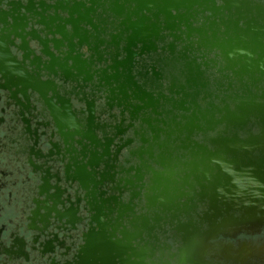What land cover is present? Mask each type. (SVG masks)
<instances>
[{
  "label": "water",
  "instance_id": "obj_1",
  "mask_svg": "<svg viewBox=\"0 0 264 264\" xmlns=\"http://www.w3.org/2000/svg\"><path fill=\"white\" fill-rule=\"evenodd\" d=\"M246 1L249 5L253 0ZM205 3L198 0H0V144L3 146V139L11 132L10 122L21 116L20 132L27 134L34 146L41 143L38 151H42L43 155L38 157L32 152L36 158L49 157V149L45 151V147L51 146V138L56 136L65 147L69 161L72 159V164L60 163L54 176H48L45 170H39V173L31 171L33 180L22 182L21 222L16 223L9 211L0 216L3 218L0 264H146L147 250H138L132 245L142 238L145 226L132 223L133 232L124 234L119 230V220L124 219L128 208H119L116 196L103 197L106 193L104 187L113 182V169L109 145L102 136L104 128L93 121V106L96 108L97 100L90 107L87 98H81L75 92L70 97L67 92L61 94L57 86L71 88L73 84L83 85L96 92L98 88L105 92L115 86L114 92L110 90L116 101L115 107L126 112H129L130 101L140 103L141 109L159 105L161 99L165 100L167 96L155 98L148 90V74L135 73L136 57L156 51L154 46L164 39L165 31L181 24L188 26L189 18L200 10L211 11ZM240 6L236 5L240 15L236 23L247 18L244 13H252L257 7H245L248 12H244ZM263 12L264 9L258 10L257 16L247 19L248 32H245L244 43L240 34L239 40L228 34L230 39L219 47L227 63L225 68L239 77V81L248 76L251 83L264 82V76L256 77L253 75L256 72L252 71L256 69L264 73V30L257 31L251 26L264 21ZM252 30L261 51L259 63L258 59H254L257 48L248 43ZM104 56H109L113 62L106 68L101 67L109 60ZM182 69V74L187 72L192 77L196 73L189 65L183 64ZM192 80L191 77L186 80L183 90L193 86L198 88L199 85L195 82L193 85ZM204 87L206 85L201 88ZM183 95L192 98L197 114L194 119L179 126L180 135L187 131L189 136H193L195 128L207 134L208 130L223 123L226 124L225 133H233L237 137L246 130L251 134L256 119L264 115V104L257 107L254 102L248 105L236 103L235 110L225 109L226 114L218 109L219 118L216 119L215 112L211 113L200 105L199 101L207 98V95L202 96V89L193 93L183 92ZM32 99L36 110L47 112L54 120L52 131L48 130L50 126H42L38 128L36 137L30 136L24 120L29 115L27 107ZM99 99L106 103V97ZM51 101L60 107L59 111H63V123L56 118ZM73 109L81 115L80 120L75 117ZM7 111L12 121L6 118ZM208 125L210 127H206ZM176 147L186 149L185 146ZM228 147L225 146L227 150ZM220 149L223 152V145ZM21 152L27 153L26 150ZM221 152L204 157L198 154L200 164L196 163L195 168L203 173V177L211 173L213 176L216 170L220 180L224 181L226 175L232 184L228 194L232 199L255 206L257 211L260 207L259 210L264 212V154L254 153L249 145L243 153L230 151L232 160L228 162ZM124 154H130L128 146L118 149L115 159L120 160ZM170 168V174L179 173L178 177L185 173V169L177 164ZM16 171L17 176H23L26 163L18 166ZM192 173L193 169L186 173L185 181ZM61 181L66 183L67 191H81L83 197L79 199L75 195L73 201L68 195L70 197L65 206L60 201L63 193L58 189ZM34 190L43 196V202L29 199ZM81 203L88 216L76 220L78 211L74 206ZM27 214L29 216L25 217ZM28 221L35 227L32 228ZM51 223L70 225L74 231L85 227L80 234L83 243L70 255L61 243V231H50ZM70 236L73 238V235Z\"/></svg>",
  "mask_w": 264,
  "mask_h": 264
},
{
  "label": "flooded vegetation",
  "instance_id": "obj_2",
  "mask_svg": "<svg viewBox=\"0 0 264 264\" xmlns=\"http://www.w3.org/2000/svg\"><path fill=\"white\" fill-rule=\"evenodd\" d=\"M198 1H206L205 5H209L212 10H200L199 13L189 18L188 26L181 24L172 30L165 31L164 39L156 42L154 46L157 48L156 51L136 57L135 73L148 74V90L155 98L167 96L165 100L161 99L159 105L141 109L139 108L140 103L130 101L129 112L118 109L115 107L116 101L113 100L114 95L111 92H114L115 86L112 90L110 89L111 91L104 92L98 88L99 91L96 92L86 89L83 85L73 84L71 88H66L64 85L63 87L57 86L58 91L61 94L67 92L69 97L75 92L79 94V97L87 98L90 107L97 100L96 108L93 106V121L104 128L105 134L100 135L105 137L109 145L112 157L110 164L113 169L111 171L113 182L104 187L106 193L103 197L116 196L117 206L122 209L128 208L124 219L119 220L121 221L120 231L132 233V223L145 226L142 238H138L132 245L138 250H147L146 264L212 263L211 260H206L207 255L212 256L210 258L214 261L220 257L224 261H232L235 264H252L254 260L257 264H264V244L255 245V242L248 239L244 241L240 239L237 244L224 239L215 244L210 239V236L219 234L221 228H224L222 230L224 233L232 237H238L242 230L254 233L264 223L251 227L250 224L241 225L238 221L254 214L258 218L264 217V212L259 210L260 207L257 211L255 206L239 202L237 198L232 199L228 195L232 184L226 175L224 181L220 180L216 176L218 173L216 170L213 176L211 173L203 177V173L195 168L196 163L200 164L198 154L204 157L203 155L219 153L222 145L223 152L221 153L224 160L228 162L232 160L230 151L245 152L249 145L243 143L242 137L246 135L233 138V133H225V123L219 125L218 128L208 130L207 134L198 131L197 128L193 136H189L187 131L184 135H180L177 130L187 120L194 119L197 114L192 98H187L183 92L193 93L196 89H202V96L207 95L205 100L201 99L202 108L211 113L221 109L222 114H226L225 109L235 110L236 103L248 105L249 102H254L257 107L264 104V82L251 83L248 76H243L244 79L239 81V77H235L232 71L225 68L227 63L219 48L224 41L230 39L229 35L239 40L238 34H240V40L244 43L245 32H248L249 21L247 19L254 18L258 15V10L264 9V0H253L252 3L249 2V5L246 0ZM236 5H241L240 7L243 8L240 9L244 12H248L245 7H257L252 13H244L243 16L247 18L236 23L240 17ZM262 15L264 16V12ZM251 26L254 30L262 31L264 21H260L258 25L251 24ZM35 27L38 28V26ZM254 30L249 33L248 43L257 48L258 52L254 59H258L257 63H259L261 51L254 38ZM207 40H209L208 43ZM104 57L105 59L110 58L109 56ZM251 59L250 57L249 60ZM110 64H113L111 59L103 62L101 67L106 68ZM183 64L194 68L196 73L193 77L187 72L182 74ZM252 71L256 72L253 74L256 77L264 76V73L256 69ZM43 74L47 76L46 72ZM190 77L193 79V85L194 82L199 85L198 88L192 85L193 88L183 90L182 85H186V80ZM202 85L206 87L201 88ZM176 91L179 94L175 93ZM101 96L108 99L106 103L99 99ZM50 105L56 113V118L63 123V111H59L60 107L55 102L51 101ZM79 105L77 104V107H80ZM27 108L29 115L25 116L24 120L29 127L31 137H36L38 128L45 125L50 126L49 131L53 130V118L47 112L36 110L34 99ZM8 112L6 118L12 121L13 118L8 115ZM73 113L78 120L81 119L77 110L73 109ZM0 117H2L1 114ZM21 120V116H16L13 123L10 122L11 132L7 138L3 139V146L0 144V216L9 211L16 223H20L23 217L20 211L21 201L23 202L21 185L23 181L33 180L31 171L39 173V170H45L48 176H54L60 163L72 164V159L69 161L65 147L56 136L51 138L52 145L45 147V151L49 149V157L36 158L32 152L41 157L43 152L38 151L41 143L34 146L27 134L20 132ZM256 120L258 127L264 128V115ZM259 138L256 134L251 136V140L260 144L261 150L264 151V142H261ZM163 145L166 147L164 148ZM176 145L185 146L186 149L177 148ZM224 145L230 146L229 150ZM123 146H128L130 154H124L120 160L115 159L116 151ZM23 150L31 154H24L21 152ZM24 163H26L25 174L17 176V167ZM174 164L185 169V173H182L180 177H178L179 173L170 174L172 171L170 167ZM192 169L194 173L185 181L186 173H190ZM48 186H51L50 183ZM58 189L60 193H63L60 201L64 202L65 206H67V198L70 197L68 195H71L73 201L75 195L79 199L83 197L81 191L75 193L68 189V193L64 181L58 184ZM29 199L37 203L44 200L36 190L29 194ZM74 207L76 212L78 211L74 219L80 220L88 216L82 203ZM28 216L29 214L25 217ZM27 223L32 228L35 227L32 222ZM2 225L3 218H0V227ZM50 225L51 232L61 231L59 233V237H62L61 243L70 255L79 244L83 243L80 234L81 231H85V227L74 231L71 230L70 225L61 223ZM150 228L152 229L149 230ZM70 235H73V238H70ZM202 243L205 244V248H201ZM199 250L206 253L205 258L197 254Z\"/></svg>",
  "mask_w": 264,
  "mask_h": 264
},
{
  "label": "rangeland",
  "instance_id": "obj_3",
  "mask_svg": "<svg viewBox=\"0 0 264 264\" xmlns=\"http://www.w3.org/2000/svg\"><path fill=\"white\" fill-rule=\"evenodd\" d=\"M200 102V105L202 106V103H201V100L199 101ZM215 118L218 119L219 117V113L218 112H215ZM257 124V123H256ZM253 125V129H252V132L251 134H249L246 130L241 132L240 135H238L237 137H241L242 135H246L245 137H242V141L244 144H247V145H251V149L253 150L254 153L256 154H264V151L261 150V146L260 144L258 145L257 143H255V141L252 139L251 140V136L253 135H258L261 139H262V135L264 134L263 133V130L264 128L263 127H258L257 125ZM233 138H236V136L234 135ZM255 143V144H253ZM253 144V145H252ZM253 146V147H252ZM224 228H221L219 230V234L215 235V236H211L210 239L215 243H219L221 240H224V239H228L229 241L231 242H234L237 244V242L242 239L243 241L245 239H248V240H252L253 242H255V245L258 244V245H263L264 244V225L261 226L260 229L258 230H255L254 233L252 232H246V231H240L239 232V236L238 237H232L231 235H228L226 233H224L222 230ZM212 256L210 255H207V259L206 260H211L212 263H209V264H235L234 262L232 261H224L222 258L218 257L219 259L217 260H212L211 258ZM216 261H220V262H216ZM252 264H257V262L254 260L252 262Z\"/></svg>",
  "mask_w": 264,
  "mask_h": 264
},
{
  "label": "bare ground",
  "instance_id": "obj_4",
  "mask_svg": "<svg viewBox=\"0 0 264 264\" xmlns=\"http://www.w3.org/2000/svg\"><path fill=\"white\" fill-rule=\"evenodd\" d=\"M259 139H260L261 142H264V137L262 139L261 138H259ZM238 223L241 224V225H244V226H246L247 224H250L251 227L258 226V225H261L262 223H264V217L258 218L256 214L249 215L248 218H243V219L239 220ZM205 242H207V241H205ZM200 246H201V248H205L206 247L204 243H202ZM193 253H195V251H193ZM197 254L202 256L203 258H205L204 256H205L206 253H204L203 251L199 250V252Z\"/></svg>",
  "mask_w": 264,
  "mask_h": 264
}]
</instances>
